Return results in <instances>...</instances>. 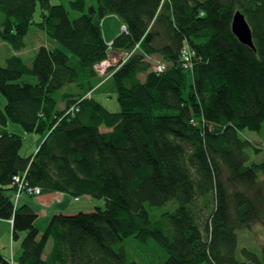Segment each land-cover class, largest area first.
I'll use <instances>...</instances> for the list:
<instances>
[{
  "label": "trees",
  "instance_id": "1",
  "mask_svg": "<svg viewBox=\"0 0 264 264\" xmlns=\"http://www.w3.org/2000/svg\"><path fill=\"white\" fill-rule=\"evenodd\" d=\"M67 2L81 15L49 0H0V43L22 51L31 26L60 46L35 47L30 65L17 53L0 65V125L44 135L24 157L21 135L0 132V218L12 220L13 239L25 232L19 255L0 254V264H138L129 236L154 239L164 264H264V245L261 255L239 250L236 232L264 229V159L248 163L253 145L240 135L264 139V0ZM236 9L254 49L230 29ZM112 51L123 57L99 76ZM153 56L162 71L151 70ZM25 74L35 82L20 81ZM108 88L117 110L99 99L110 101ZM30 185L102 204L53 214L41 233L34 210L15 205ZM164 205L152 223L147 206Z\"/></svg>",
  "mask_w": 264,
  "mask_h": 264
},
{
  "label": "rangeland",
  "instance_id": "2",
  "mask_svg": "<svg viewBox=\"0 0 264 264\" xmlns=\"http://www.w3.org/2000/svg\"><path fill=\"white\" fill-rule=\"evenodd\" d=\"M51 4H55V3H61L63 4L67 11H68V15L70 17V19H75V17H78L80 14L79 11L77 10H72L69 7V4L67 2V0H49ZM86 3L89 5L91 3H93V0H86ZM40 8L37 7L33 16L35 20H39L40 16ZM2 17V15L0 14V18ZM116 24L112 23V28L113 31H111V34L114 33L116 31V28L114 27ZM109 27L108 21L105 22V26L104 29L105 31H107ZM35 29L34 27L29 28L28 33L25 36V41H27V45H26V54L23 50V52L21 53V57L23 60H25L26 63H30L32 61V57L35 53V43H39L37 45H42L41 43H44V39L38 40V38H36V36H34ZM110 33V31H109ZM108 35V33H107ZM39 37H42V35L40 33H38ZM40 41V42H37ZM29 50L30 53L28 52ZM11 50H9L10 52ZM30 54V57L28 58L27 56ZM11 55V52L8 53V50H6L5 46H2L0 49V65L5 63L4 58ZM123 57V55H118L117 52L112 51L109 53L108 59L105 62H100L97 64L98 67V71H99V76H102L104 73V69L106 68V66L109 64L107 61L110 62V64L115 63L112 59H114L115 61H118L119 59H121ZM158 58L157 56H153L151 58H149V60H151V64H152V69L154 71V65L156 63V59ZM159 59V58H158ZM155 72V71H154ZM101 73V74H100ZM140 78L143 79L144 78V74L141 73ZM20 81H30L31 83H34L35 80L34 78L29 75V74H25ZM106 91H108L107 97L111 98L110 101H107L105 103L106 106L109 107V109L112 110H117V105H116V98H115V93L112 92L113 90L111 88L106 89ZM0 98H3V96L0 93ZM115 98V99H114ZM5 100V99H4ZM240 135L242 137L247 138L250 143H252L253 147L250 150H247V156H249V160L248 163H250L252 160L255 162H259V161H263L264 159V139L263 137H260L259 135H256L255 133L251 132H247V131H243L240 133ZM18 193L14 194V200H17L16 198L18 197ZM41 194V193H40ZM38 194V195H40ZM29 195H33V196H37L34 194H27ZM101 204H102V200H101ZM147 210H148V214H150V219L152 221V223H154V220L156 217H158V215L164 211L167 210V205L164 206H158V207H151V206H147ZM41 224V222H40ZM39 225V224H38ZM237 238H238V242H239V250H242L243 248H246L250 251L253 252H257L259 255H261L260 252V248L262 247V245H264V229L262 228V226L259 223H255L252 224L248 227H244L240 230H237ZM49 242V241H48ZM125 246L127 247V249L129 250L131 256L133 258H135L138 262V264H164V251L163 248L161 246H159L156 241L152 238H150L148 241L145 242H140V241H136V239L133 236H129L127 237V239H125L124 241ZM48 250V248L46 247V251ZM13 256V255H12ZM164 258V259H163Z\"/></svg>",
  "mask_w": 264,
  "mask_h": 264
},
{
  "label": "crops",
  "instance_id": "3",
  "mask_svg": "<svg viewBox=\"0 0 264 264\" xmlns=\"http://www.w3.org/2000/svg\"><path fill=\"white\" fill-rule=\"evenodd\" d=\"M113 20H115V17H113ZM108 24H109L110 32L113 31L112 20L108 21ZM34 29L36 32H34L33 35L36 36L38 40L45 38L44 43H41L42 45H45L49 48H53L55 46L60 47L56 42H53L51 39H49V37H47L45 33L41 32V30L37 29L36 27H34ZM38 33H40L42 37L37 36ZM106 35H105V40L108 41V37L111 38L112 34L110 35L108 32V35L110 36L107 35L108 36L107 37ZM37 42H40V41H37ZM35 44H36L34 45L35 47L39 46L37 45L39 43H35ZM26 45H27V41H25V46L23 48L25 54H26V49H25ZM2 46H5L6 50H8V53L11 52V55L12 53H17L21 56V53L23 52V50L19 52L14 51L13 49L10 48V46L7 43L1 41L0 49ZM9 50L11 51L9 52ZM30 51L31 50H29L28 52L30 53ZM30 63H27V65H30ZM60 95L61 94H59L58 92L57 96H60ZM104 98H101V96L99 98L102 103L107 102V99H104ZM61 103L62 102H60L59 105H61ZM4 104H5L4 98H0V109L4 107ZM106 108L109 109L108 106H106ZM109 110H112V109H109ZM6 124L7 125H5V127L0 125V132L6 131L7 133L19 134L22 137V147L19 150V154L21 156L28 157V155H32L37 151L38 146L40 145L39 143L44 138V135L38 134V133L35 134L33 132L26 133L20 124L13 123L11 121H8ZM22 204L27 205L29 208L34 210V212L37 215L35 226L42 233V231L46 227L48 221L51 219L53 214L63 213V214L73 215L80 211L90 212L94 210L95 206H100L101 202L93 201L90 198V196H87V195H83V197L81 198H75L73 196L72 197L68 196V194L62 191L61 192L53 191L51 193H41L40 195H37V196H32V195L28 196V195L23 194L19 197V200L15 203V205L19 206ZM11 224H12L11 219L8 220V219L0 218V254L7 260H10L11 257L13 256L16 258L19 255L21 238L25 234V232H20L19 238L13 239L12 231H11ZM51 246H52V241H49L43 250L44 256L50 253ZM46 247L48 248L47 251H46Z\"/></svg>",
  "mask_w": 264,
  "mask_h": 264
},
{
  "label": "water",
  "instance_id": "4",
  "mask_svg": "<svg viewBox=\"0 0 264 264\" xmlns=\"http://www.w3.org/2000/svg\"><path fill=\"white\" fill-rule=\"evenodd\" d=\"M232 18L230 29H232L234 36L239 39L241 43L254 49L253 39H251V28H249L244 14L240 12V10H236Z\"/></svg>",
  "mask_w": 264,
  "mask_h": 264
},
{
  "label": "built area",
  "instance_id": "5",
  "mask_svg": "<svg viewBox=\"0 0 264 264\" xmlns=\"http://www.w3.org/2000/svg\"><path fill=\"white\" fill-rule=\"evenodd\" d=\"M122 28H124V27H122ZM180 53H181V59L185 63L191 61V59L195 55V52L188 45L183 46V49L181 50ZM163 68H165V64L163 62H161V63L157 62L154 65V70L155 71L160 72V71L163 70ZM21 179H22V181H21ZM13 182L16 183V184L19 183V188L20 189H22V187L25 186V182L23 181V178H22L21 175L13 176ZM24 189L27 192V194H34V195L40 194V191H41V188H39L37 186H31V185L29 187L26 186Z\"/></svg>",
  "mask_w": 264,
  "mask_h": 264
},
{
  "label": "bare ground",
  "instance_id": "6",
  "mask_svg": "<svg viewBox=\"0 0 264 264\" xmlns=\"http://www.w3.org/2000/svg\"><path fill=\"white\" fill-rule=\"evenodd\" d=\"M236 10H240V9H236ZM235 10V11H236ZM240 12H242L241 10H240ZM235 13V12H234ZM233 13V14H234ZM243 13V12H242ZM244 14V13H243ZM233 16V15H232ZM244 18H245V15H244ZM247 19V18H246ZM232 20H233V18H232ZM232 22V21H231ZM247 22H248V20H247ZM249 24V23H248ZM230 26H231V24H230ZM249 28H250V26H249ZM251 39H252V33H251ZM251 48V47H250ZM180 63H181V67H182V69H186V70H188L189 72L192 70V66H193V63L191 62V61H189V62H187V63H185V62H183L182 61V59H180ZM40 188V187H39ZM40 193H41V191H40ZM13 259V257H11V259H10V261Z\"/></svg>",
  "mask_w": 264,
  "mask_h": 264
},
{
  "label": "clouds",
  "instance_id": "7",
  "mask_svg": "<svg viewBox=\"0 0 264 264\" xmlns=\"http://www.w3.org/2000/svg\"><path fill=\"white\" fill-rule=\"evenodd\" d=\"M105 61H106V60H105ZM102 62H103V61H102ZM107 62L110 63L109 61H107ZM108 65H109V64H108ZM108 65H107V66H108ZM107 66H106V67H107Z\"/></svg>",
  "mask_w": 264,
  "mask_h": 264
}]
</instances>
